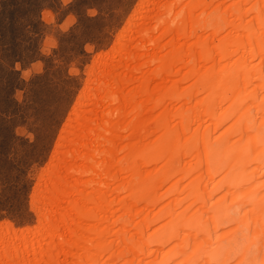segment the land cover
<instances>
[{
    "label": "bare ground",
    "instance_id": "obj_1",
    "mask_svg": "<svg viewBox=\"0 0 264 264\" xmlns=\"http://www.w3.org/2000/svg\"><path fill=\"white\" fill-rule=\"evenodd\" d=\"M0 264H264V0H144Z\"/></svg>",
    "mask_w": 264,
    "mask_h": 264
},
{
    "label": "rangeland",
    "instance_id": "obj_2",
    "mask_svg": "<svg viewBox=\"0 0 264 264\" xmlns=\"http://www.w3.org/2000/svg\"><path fill=\"white\" fill-rule=\"evenodd\" d=\"M143 2L0 0V230L39 231L32 194L96 63Z\"/></svg>",
    "mask_w": 264,
    "mask_h": 264
},
{
    "label": "trees",
    "instance_id": "obj_3",
    "mask_svg": "<svg viewBox=\"0 0 264 264\" xmlns=\"http://www.w3.org/2000/svg\"><path fill=\"white\" fill-rule=\"evenodd\" d=\"M29 199H30V196H29ZM4 221H8V219H3V220L0 221V223H1V222H4ZM8 222H9V221H8ZM14 228H15V227H14ZM22 228H25V227H22Z\"/></svg>",
    "mask_w": 264,
    "mask_h": 264
}]
</instances>
